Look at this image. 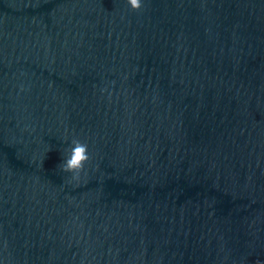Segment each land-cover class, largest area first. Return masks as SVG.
I'll return each mask as SVG.
<instances>
[{
	"label": "water",
	"instance_id": "water-1",
	"mask_svg": "<svg viewBox=\"0 0 264 264\" xmlns=\"http://www.w3.org/2000/svg\"><path fill=\"white\" fill-rule=\"evenodd\" d=\"M142 3L0 0V264H264V0Z\"/></svg>",
	"mask_w": 264,
	"mask_h": 264
},
{
	"label": "clouds",
	"instance_id": "clouds-1",
	"mask_svg": "<svg viewBox=\"0 0 264 264\" xmlns=\"http://www.w3.org/2000/svg\"><path fill=\"white\" fill-rule=\"evenodd\" d=\"M125 2L133 12H139L143 7L142 0H125ZM21 91H23V88H21ZM103 91L104 89H101V92ZM64 141H67V137L64 138ZM42 161L40 164H42ZM90 161L88 144L74 137L71 139L69 146L63 150V161L59 165V169L61 172L70 174L68 183L78 185L82 174H87L86 165Z\"/></svg>",
	"mask_w": 264,
	"mask_h": 264
}]
</instances>
